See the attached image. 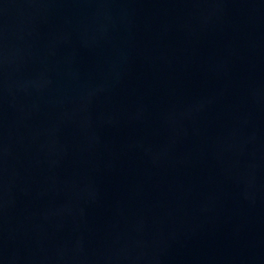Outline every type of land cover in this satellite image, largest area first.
I'll return each mask as SVG.
<instances>
[{"label":"water","instance_id":"obj_1","mask_svg":"<svg viewBox=\"0 0 264 264\" xmlns=\"http://www.w3.org/2000/svg\"><path fill=\"white\" fill-rule=\"evenodd\" d=\"M0 264H264V0H0Z\"/></svg>","mask_w":264,"mask_h":264}]
</instances>
